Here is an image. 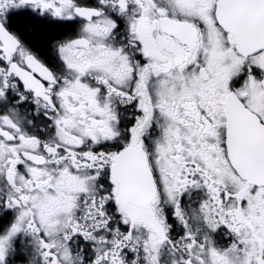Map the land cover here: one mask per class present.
Instances as JSON below:
<instances>
[{"label": "snow or ice", "instance_id": "1", "mask_svg": "<svg viewBox=\"0 0 264 264\" xmlns=\"http://www.w3.org/2000/svg\"><path fill=\"white\" fill-rule=\"evenodd\" d=\"M0 264H264V0H0Z\"/></svg>", "mask_w": 264, "mask_h": 264}]
</instances>
